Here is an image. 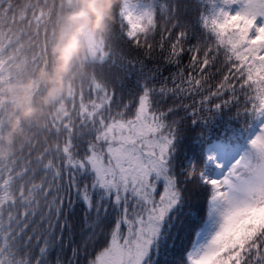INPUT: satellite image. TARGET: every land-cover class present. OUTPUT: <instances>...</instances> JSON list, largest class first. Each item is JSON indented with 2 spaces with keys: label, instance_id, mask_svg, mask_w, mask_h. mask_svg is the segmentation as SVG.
I'll return each mask as SVG.
<instances>
[{
  "label": "snow or ice",
  "instance_id": "6c2138e0",
  "mask_svg": "<svg viewBox=\"0 0 264 264\" xmlns=\"http://www.w3.org/2000/svg\"><path fill=\"white\" fill-rule=\"evenodd\" d=\"M74 8L0 0V137L5 89L50 66ZM112 15L85 35L59 115L0 156V264H264V0H120ZM223 112L259 122L227 167L222 144L200 149Z\"/></svg>",
  "mask_w": 264,
  "mask_h": 264
},
{
  "label": "clouds",
  "instance_id": "9594fccd",
  "mask_svg": "<svg viewBox=\"0 0 264 264\" xmlns=\"http://www.w3.org/2000/svg\"><path fill=\"white\" fill-rule=\"evenodd\" d=\"M120 0H73L75 8L61 17L56 35L50 46L52 62L40 68L34 77H26L22 83L10 84L5 89L11 104L6 113L7 132L0 137L5 147L0 156L7 157L8 147L22 137L24 126H39L52 115L51 109L62 96L67 95L69 81L75 80V69L84 71L88 44L85 35L99 38L107 34L114 23L112 10ZM39 86L40 92H37Z\"/></svg>",
  "mask_w": 264,
  "mask_h": 264
},
{
  "label": "trees",
  "instance_id": "16d2710c",
  "mask_svg": "<svg viewBox=\"0 0 264 264\" xmlns=\"http://www.w3.org/2000/svg\"><path fill=\"white\" fill-rule=\"evenodd\" d=\"M231 114L229 112H223L215 117L211 122L210 127L214 130L213 134L205 139V142L200 145V149L203 152L205 147L211 144L213 141L223 142L237 140V134L243 131V127L240 121L231 120ZM195 135V132L192 133ZM247 223V222H245Z\"/></svg>",
  "mask_w": 264,
  "mask_h": 264
},
{
  "label": "rangeland",
  "instance_id": "374dc122",
  "mask_svg": "<svg viewBox=\"0 0 264 264\" xmlns=\"http://www.w3.org/2000/svg\"><path fill=\"white\" fill-rule=\"evenodd\" d=\"M258 125L256 127V129H254L253 131L251 130L250 133H248L247 135H244L241 140L243 142V144H246L248 146V139L251 138L252 135H254L258 130H259V122H256ZM255 123V125H256ZM255 125L253 127H255ZM216 145H221L220 143H213L211 146H209L205 153L208 152L209 149H213L215 148ZM224 146V151L223 152H220L218 151L217 152V158L218 160H220L221 162H223L225 164V167H227L230 163H231V157H232V154L235 153L236 155H238L239 153L243 152L245 149V146L243 145H239V146H233L229 149H227V146L222 144ZM213 172L216 171V169L213 167L212 169ZM243 227V225L241 226Z\"/></svg>",
  "mask_w": 264,
  "mask_h": 264
}]
</instances>
